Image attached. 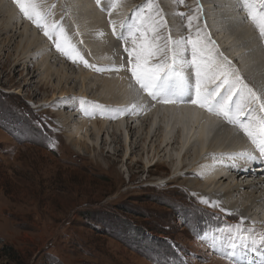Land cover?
Wrapping results in <instances>:
<instances>
[{
  "label": "rangeland",
  "instance_id": "obj_1",
  "mask_svg": "<svg viewBox=\"0 0 264 264\" xmlns=\"http://www.w3.org/2000/svg\"><path fill=\"white\" fill-rule=\"evenodd\" d=\"M46 1L40 0V3L46 9L51 7V16L55 8L56 12L66 9L69 2ZM122 1L116 8L131 6L137 9L146 3V0ZM189 1L178 4L174 0H157V4L168 15L164 20L168 19L170 24V20L176 18V23L181 25L188 15L196 12ZM10 3L18 10L20 19L17 21L27 22L31 29L35 27L23 17L14 0L6 1L7 5ZM188 9L194 12L189 14ZM66 10L71 12L69 7ZM2 15L0 26L6 20ZM68 19L71 15L63 12L59 23L64 29L67 26L71 34L72 24H65ZM102 24L101 37H88L99 55L83 45L82 50H87L86 55L92 61L101 63L105 47L109 50V45L118 46L122 51L120 57L125 61L120 70L129 74V57L124 49L134 46L131 39L127 43L123 41L122 50L107 32L110 23L105 20ZM12 26L18 30L21 24L12 21ZM168 27L170 29H161L160 35L170 34L179 39L189 34L187 26L178 36L173 26ZM34 29L47 40L57 59L70 67L69 73L79 69L78 63L86 70L82 60L62 55L41 29ZM254 29L261 39L255 26ZM4 37H0V264H210L212 258L197 253L203 252V248H193L188 242L195 243L205 233L211 235L216 229L228 226L225 222L222 226L223 217L229 219L231 225L238 224V216L222 215L217 209L214 211L218 214L213 211L212 215L183 186L176 183L166 186L162 182L173 176L175 168L167 164L162 166L163 162L156 158L145 164V153L134 165L132 158L126 161L122 153L113 154V146L101 152L90 148L85 154L69 147L66 129L58 123L57 106L51 102L53 89L61 84L54 75L49 82L53 89L51 86L40 89L44 84L39 83L43 80L37 57L26 61L35 68L28 75L22 63L15 66L12 58L5 68L2 67L7 52L15 51L14 46L3 49ZM35 51L32 48V53ZM79 52L83 53L81 49ZM105 73L90 76L89 97L96 98L100 94L99 79ZM66 88L77 91L80 85L74 81ZM176 142L173 137L172 143ZM159 177L162 178L160 188L152 182ZM235 182L246 184L249 181L237 178Z\"/></svg>",
  "mask_w": 264,
  "mask_h": 264
},
{
  "label": "bare ground",
  "instance_id": "obj_2",
  "mask_svg": "<svg viewBox=\"0 0 264 264\" xmlns=\"http://www.w3.org/2000/svg\"><path fill=\"white\" fill-rule=\"evenodd\" d=\"M6 1L8 0H0V14H3V18L6 19L3 24L1 23L0 37L5 36L2 39L4 50L14 46L15 51L7 52L6 63L2 67L5 68L9 59L12 58L15 66L22 63V69L28 75L35 68L26 61L30 57H37L38 68L42 72L41 80H43L39 83L44 84L40 89L44 90L51 86L49 85L51 77L56 76L61 86L54 89L50 87L53 89L51 102L57 106L58 123L66 129L69 147L77 153L85 154L90 148L92 151L101 152L103 148L113 146V154L122 153L126 161L132 158L135 161L134 165L145 153V164H149L156 158L159 162H163L162 166L167 164L170 168H175L173 176L167 182H162V178L159 177L152 181L153 185L158 188L162 183L166 186L171 183L183 186V189L185 188L190 195L196 196L197 203L212 215L217 209L222 215L238 216L240 222L243 220V227L253 228L254 235L257 237L264 233V171L253 169L244 162L246 158L234 155L251 152L250 148L253 146L246 136L245 140L239 136V128L227 123L221 116L184 99L183 102L177 100L176 103L152 100L135 84L131 73L120 70L124 67L125 61H122L124 59L120 57L122 51L116 45L108 44L109 50L107 46L105 47L100 64L98 60L95 63L86 55L85 48L82 50L83 45L97 55L96 48L93 49L95 44L92 39L89 41L88 37L93 35L101 37L100 27L105 20L118 21L116 26L119 28L121 21L134 14V7L114 8L109 16L107 9L109 7H105L109 4V0H102L99 7H96L98 4L94 5L91 0H69L67 7L71 8V12H67V7L58 12H56L57 8L53 10V15L49 17L52 21L61 22L63 12L71 15L72 20L68 19L69 21L64 23L72 24L69 35L77 44L78 50L83 51V53L79 52L80 56L89 65L84 70L78 63L79 69L69 73L70 67L67 68L57 59L56 53H53V48L47 44V40L44 41L40 36L41 33L34 29L36 26L33 24L35 27L31 29L27 22L17 21L20 18L16 6L13 3L7 5ZM48 1L55 3V0ZM189 5L196 8V12L192 15L197 17L192 22V32L199 28L203 33H207L215 42L218 62L226 57L231 62L229 67L237 70L233 75L239 74L244 82L264 100V40L257 38L254 26L246 18V12L240 6L239 0H191ZM43 7L46 9L45 5ZM192 10L188 9L187 12L190 14ZM161 12L164 18H168L166 12L164 13L163 10ZM166 20L167 28L170 29L168 26H173L176 36L180 31L185 30L188 24V19L181 25L176 23V18L170 20V24L168 19ZM12 21L21 24V27L18 30L14 29ZM21 28L22 30L18 32ZM107 32L111 33L110 37L115 39L121 47L123 46V41L113 34L111 24ZM139 39L137 34L138 42ZM102 40L103 37L100 41ZM32 48L36 50L33 53ZM188 58H191L190 53ZM77 60L81 59L77 58ZM69 65L74 66L71 63H68ZM96 67L101 71H96ZM103 72L106 73L99 79L100 96L89 97L90 76L93 73L102 74ZM184 72L188 76L189 72L194 73V69L185 68ZM189 79L194 81L193 77ZM74 81L79 82L80 85L77 91L66 88ZM212 86L211 83L208 84L209 88ZM192 98H194V92ZM134 103L138 105L135 109L131 107ZM114 112H116L115 116ZM173 137L176 138V143H172ZM123 166L128 172L126 164ZM237 178L248 179L249 182L237 184L235 182ZM201 199L218 203L219 206L210 207L201 203ZM223 220L221 221L223 227L225 223H228V226L232 224L225 217ZM213 235L221 234L216 232L209 235L207 240L201 238L192 244L188 242V245L196 249L203 248V252L199 250L197 253L212 258L210 260L212 264H233V261L227 259L218 250L221 243L214 241ZM262 254H264V245L257 244L254 251H248L246 259L255 264L261 259Z\"/></svg>",
  "mask_w": 264,
  "mask_h": 264
},
{
  "label": "snow or ice",
  "instance_id": "obj_3",
  "mask_svg": "<svg viewBox=\"0 0 264 264\" xmlns=\"http://www.w3.org/2000/svg\"><path fill=\"white\" fill-rule=\"evenodd\" d=\"M120 2L121 0H109V16ZM174 2L182 4L184 0ZM14 3L23 17L41 29L44 36L53 42L58 52L69 59L79 58L86 67L89 66L63 26L57 21L49 22L51 7L45 9L40 0H14ZM96 3L101 4V0H96ZM239 3L246 12V18L256 27L261 40H264V0H239ZM178 14L185 16L184 13ZM187 19L188 36L179 39H173L170 34L162 36L160 30L167 28V21L163 18L157 0H146L145 4L134 10L131 17L120 22L119 28L115 21L110 20L109 23L118 39L125 43L131 39L134 45L131 49L126 47L124 50L129 57L128 70L142 92L162 103H176L177 100L183 102V98L188 96V102L236 125L255 146L260 158H264V100L239 74L233 75L237 70L229 67L231 62L226 57L218 62L215 42L207 33L199 28L194 33L191 31L192 22L197 17L188 16ZM185 68L194 69V85L185 74ZM95 70L101 71L99 68ZM209 83L213 85L211 88L208 87ZM131 107L135 109L138 105L134 103ZM234 155L249 160L257 159L251 152ZM201 203L210 207L219 206L218 203L205 199H201ZM215 231L221 234L213 235V240L221 243L218 250L223 256L233 261V264H254L246 256L248 251L255 250L257 244L264 245V233L257 237L253 228L243 227V220ZM208 237L209 233H205L202 238L207 240ZM255 264H264V254Z\"/></svg>",
  "mask_w": 264,
  "mask_h": 264
}]
</instances>
